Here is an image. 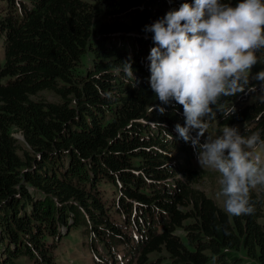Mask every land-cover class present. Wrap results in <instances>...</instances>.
<instances>
[{
	"label": "trees",
	"instance_id": "16d2710c",
	"mask_svg": "<svg viewBox=\"0 0 264 264\" xmlns=\"http://www.w3.org/2000/svg\"><path fill=\"white\" fill-rule=\"evenodd\" d=\"M183 3L194 0H0V264H55L73 227L99 264H264V190L250 193L253 214L232 216L194 189L183 108L150 88L146 26ZM254 75L209 123L264 139Z\"/></svg>",
	"mask_w": 264,
	"mask_h": 264
},
{
	"label": "clouds",
	"instance_id": "9594fccd",
	"mask_svg": "<svg viewBox=\"0 0 264 264\" xmlns=\"http://www.w3.org/2000/svg\"><path fill=\"white\" fill-rule=\"evenodd\" d=\"M145 30L154 34L156 45L148 56L151 90L161 103L175 101L182 106L185 126L177 124L175 130L198 150L200 167L218 175L215 195L224 211L232 216L253 214L250 193L264 189L260 133L245 137L237 127L225 126L203 144L200 138L209 128L205 118H215L212 106L221 97L245 92L249 85L259 62L256 54L264 50V0H240L235 6L221 0H194ZM124 64L133 78L131 63ZM253 78L264 87V70ZM234 112L235 108L225 114Z\"/></svg>",
	"mask_w": 264,
	"mask_h": 264
},
{
	"label": "rangeland",
	"instance_id": "374dc122",
	"mask_svg": "<svg viewBox=\"0 0 264 264\" xmlns=\"http://www.w3.org/2000/svg\"><path fill=\"white\" fill-rule=\"evenodd\" d=\"M259 62L253 67L252 74H256L261 70H264V58L261 52L257 54ZM0 58H2V41H0ZM41 99L49 102L56 101L57 98L50 92H42ZM205 120L209 124V128L205 133L204 137L200 138V143L206 142L207 137L215 138L221 134L223 127H218L216 123H209L208 118ZM196 135V132H195ZM195 137V136H194ZM15 138L20 142L23 138L20 134H15ZM189 155L191 157L192 167L202 173V177L198 180L193 188L203 192L208 198L213 200V202L221 209H223V203L221 200L216 199V192L219 190L218 175L211 171L210 169H202L198 163V150L195 149L190 143ZM264 189H256V193L262 192ZM224 210V209H223ZM264 223V218L260 221ZM242 258V264H257L254 260L248 258L245 254H239ZM160 258V264H169V259L157 254L149 255L150 261ZM131 262V263H130ZM122 259V263L119 264H134L130 261ZM105 263V262H104ZM103 262L101 264H104ZM55 264H99L96 263V257L91 250L90 245V235L83 227H73L69 234L62 238L56 252H55ZM157 264V263H156Z\"/></svg>",
	"mask_w": 264,
	"mask_h": 264
}]
</instances>
